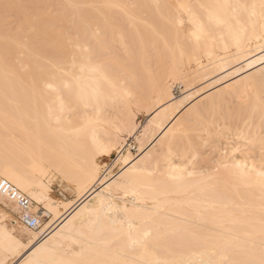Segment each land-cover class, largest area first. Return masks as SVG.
<instances>
[{"label": "bare ground", "instance_id": "1", "mask_svg": "<svg viewBox=\"0 0 264 264\" xmlns=\"http://www.w3.org/2000/svg\"><path fill=\"white\" fill-rule=\"evenodd\" d=\"M198 5L186 31L169 0H0V178L64 218L22 256L24 242L0 223V264L9 253L21 257L17 264H264V64L169 126L190 96L188 84L174 96L169 78L189 83L210 65L224 67L228 49L264 40V0ZM101 20L127 52L119 44L109 51L117 39L95 32ZM140 23L153 43L139 36ZM151 49L168 67L147 77ZM191 60L195 71L184 69ZM156 92L139 130L128 97L146 102ZM123 130L142 155L99 189L109 175L101 156L118 150V160L131 162ZM220 137L224 147L204 148ZM240 147L258 158L237 156ZM53 170L81 192L62 213L51 197Z\"/></svg>", "mask_w": 264, "mask_h": 264}, {"label": "rangeland", "instance_id": "2", "mask_svg": "<svg viewBox=\"0 0 264 264\" xmlns=\"http://www.w3.org/2000/svg\"><path fill=\"white\" fill-rule=\"evenodd\" d=\"M169 1L177 9L181 19L184 20L183 27H184V29L186 31H188L189 28L191 27V20L190 19L193 17V15L197 14L195 11H198V10H196V9H199L198 0H189L190 6L193 5L192 7H189L190 11H191L190 13L188 11L189 8L186 10L185 8H183L180 5V2H179L180 0H169ZM194 1H195V3H194ZM191 2H193V3H191ZM133 4H131V5H133V7H136L135 3H133ZM50 9L53 10V7H51ZM116 9L117 8H114V10H115V11H113L114 13L113 14L110 13L109 15L110 16H113L114 14L116 15ZM117 11H118V9H117ZM143 14H144V12H143ZM188 14H189V17H191V18L188 17ZM143 16H145V15H143ZM9 18L11 20H12V18H14V20L16 21V19H15L16 16L15 17L12 16V17H9ZM15 21H14V23H15ZM142 22H143V20H142ZM144 22L147 23L146 20H144ZM102 23H103L104 26L102 25ZM69 24H70V26L72 25L71 22L68 23V25ZM100 24L98 26H96L97 29H100V31L99 30H97V31L95 30L96 33L97 32H99V33L103 32L104 34L107 33L108 35L106 37H108V38L109 37L110 38L113 37V38L117 39L115 42H113V41L111 42V43H113V45L109 44V47H110L109 51L111 52V50H112V53H113V52H115V49L118 50V48H119L118 47V44H119V36L118 35L119 34L115 33L116 31L113 32L111 29H108L109 32H106L107 30L105 28L104 21L101 20ZM112 24H113L112 25L113 27L114 26L117 27V25L115 23H112ZM143 24H145V23H143ZM143 24L142 23L139 24V25H141L140 26V28H141L140 34L141 35H139V34L138 35L142 37V34H143V37H145L147 40L150 39V41H152L153 37H151L149 35L150 28L148 27L147 24H146L147 26L143 25ZM53 25L55 26L56 24H53ZM125 25H128L127 22H126ZM99 26H102V28H104V29H102ZM142 27L144 28L143 30H142ZM145 28H147V29H145ZM94 29H95V27H94ZM127 29H129L128 26H127ZM148 29H149V31H148ZM128 31H130L129 32V34H130L131 31L134 32V29L133 30H128ZM128 31H127V33H128ZM70 32L72 33L73 30L71 29ZM213 33H215V32H213ZM72 34L69 37L77 38L76 34L74 36H72ZM112 34H113V36H110ZM138 35H136V36H138ZM78 38H81V37H78ZM87 38H85V40ZM90 39L94 40V38H90ZM88 40H89V38H88ZM257 40L253 39V40L248 41L247 49L245 51L241 52V53H238V54H235L236 53L235 49H233V50L231 48H230L231 50L228 49L227 55H230L231 57L224 63L225 64L224 67L220 68V67H217L215 65H210V67H209V69H208V71L206 72L205 75L200 76V77H196V78L194 77L193 79H191L189 81V83L187 81H182L181 78H178V79L169 78L170 83H171V89H172V92L174 93V96L179 97L181 95L182 91L187 89V87H186L187 84H188V89H189L188 91L190 93L189 98L182 105V107L180 109V112H178L177 116L173 120H171V122H169V126L172 127L175 124H177L179 120L181 122V121H185L187 118H189L190 114L192 112V108L196 107V106L197 107L201 106L204 103L205 98L209 95V93L221 89L222 87L228 85V83L231 80H233L235 78H238L240 76L246 75L249 72L257 69L260 66H262L264 64V40L263 39H257ZM93 42L95 43V41H92V44H94ZM153 42L154 41H152L150 43H153ZM119 45H120V49L122 51L127 52L126 50L123 49V48L127 49V46L126 47H122L123 45L122 46H121V44H119ZM150 47H152V46H150ZM156 50L155 49L154 50L153 49L149 50L148 56L150 57L149 61L151 62V65H150V62H148L149 63L148 67H149V65H150V67H149V69H147V71L149 70L148 74L146 72V76L147 77H149V75H150L149 72H151V73L154 72L156 74L157 71L158 72L159 71H164V69H166L168 67L167 57H163V58L161 57V58L157 59L155 57ZM123 53L124 52H122V54ZM216 53L217 54H221V55L224 54L223 50H220L219 47L216 48ZM151 57H152V59H151ZM257 58L258 59L261 58V59H259L260 61L258 60V61L254 62L252 64H249L250 63L249 60H252V59H256L257 60ZM201 60H203L204 63L207 62L205 56H203V58H201ZM184 66H185L184 67L185 70H187V69L192 70V71L197 70V62L195 60H191L190 62H185ZM153 74H151V75H153ZM158 95H159V92L153 93L152 97L147 99L146 102L142 101L143 99L139 98L137 95H135L133 97H130V96L128 97L130 99V105H131L134 117L136 116L135 120H136V123H138V126H139L138 129L139 130L142 128V126H144L148 122V117L150 115V111L153 110L151 107L154 104V102L157 101ZM109 108L110 109H107V110H108V114L110 116L111 113L112 114L114 113L113 112L114 108L113 109L111 107H109ZM110 111H112V112L110 113ZM76 112L79 115H82L83 113H85V109L84 108H79ZM79 115H77V116L74 115L73 117L75 119H77ZM105 115H106V113H105ZM122 136L124 138V145H125L124 151L127 148H130V150H131V153H132V156H133L131 158V162L129 164H126V163L124 164L123 161L118 160L119 159L118 150H113V152L110 155H108V156H105V155L101 156L99 158V162L102 164V173H104V175L109 173V175L103 181L99 180L96 183L95 187H99V189L103 188L107 183H109L113 179L117 178L118 175L121 174L123 172V170L126 169V167L130 166L131 163L135 159L137 160L139 158L138 156L142 155V154H140V151H139V145L140 144L137 141L136 135L134 133L131 134V133H129V131L123 130L122 131ZM160 136L161 135H159L157 137V139H159ZM220 138H221V140H220ZM220 138L219 139L218 138L217 139H213L212 141H214V142L211 141L212 144L210 142L204 148L207 149V150L209 148L208 151H210V150L213 151L212 149H214L216 151L218 148L224 147L226 145V143H225L226 140L224 139V137H220ZM233 139L234 140L232 141V144L234 146L236 144V142H235L236 138H233ZM218 140H220V141H218ZM217 144H218V146H216ZM209 145H210V147H209ZM215 146H216V148H215ZM243 148H245V147H240V149L237 150V152L235 151V154L237 156L247 157V158L251 157L252 154L258 156L257 153H259V152L257 150H256L257 152H255V151L252 152L250 149H249L250 151L248 150V153L249 152H252V153H249L250 155L247 153V156H245L247 150L245 151ZM254 155H252L251 159L254 158L253 157ZM257 158L258 157H255L254 159H257ZM51 179H52V181L50 182V186L52 187L51 188V197L53 199H55L56 201L62 203L61 207H60L61 208V213L63 211H65L67 208H69L70 207L69 205H71V207L76 206L77 204H75V203L79 202V198H80V194H81V192H78L80 190L75 187L76 185H74V183L69 181L68 179L66 180L56 170H53V176L51 177ZM34 201L36 202L35 199H34ZM64 201H66V202H64ZM35 205H37V206H35V209L39 210V212L44 215V217L42 218L41 226L39 228H36V229L35 228H29V227L23 225L22 223H20L18 221V218H17V211H18L17 206L14 203L8 201L7 198L3 194L0 193V214H1L0 220L2 219L0 221V223L4 224V222H5V225H7L8 228L13 229L14 234L16 236H18L24 242V248L22 247V249H21L22 252L20 251V254H19L21 256L24 253H26V251L28 252V249H30L35 243L40 241L42 238H44L47 235H51L53 232H55L61 226V224H62L61 221H63L62 220L63 217L61 219H59V220H56L55 213H53V211L50 210L49 207H47L46 205H40V204H37V202H36ZM13 254L14 253H9V257L7 258V264H17V263H19V260L21 259V257L17 253H15L14 255ZM225 259H228V257L225 258ZM225 262H227V261H225Z\"/></svg>", "mask_w": 264, "mask_h": 264}, {"label": "built area", "instance_id": "3", "mask_svg": "<svg viewBox=\"0 0 264 264\" xmlns=\"http://www.w3.org/2000/svg\"><path fill=\"white\" fill-rule=\"evenodd\" d=\"M0 193L17 205V218L20 223L30 228H39L44 215L35 209L36 202L25 191L7 178H0Z\"/></svg>", "mask_w": 264, "mask_h": 264}]
</instances>
